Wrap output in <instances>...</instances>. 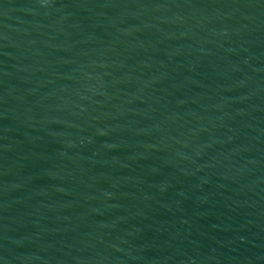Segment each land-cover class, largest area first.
I'll list each match as a JSON object with an SVG mask.
<instances>
[{"label": "water", "instance_id": "water-1", "mask_svg": "<svg viewBox=\"0 0 264 264\" xmlns=\"http://www.w3.org/2000/svg\"><path fill=\"white\" fill-rule=\"evenodd\" d=\"M0 264H264V0H0Z\"/></svg>", "mask_w": 264, "mask_h": 264}]
</instances>
